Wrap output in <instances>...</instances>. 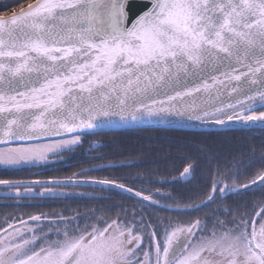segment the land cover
Segmentation results:
<instances>
[{"label": "snow or ice", "instance_id": "6c2138e0", "mask_svg": "<svg viewBox=\"0 0 264 264\" xmlns=\"http://www.w3.org/2000/svg\"><path fill=\"white\" fill-rule=\"evenodd\" d=\"M151 123L264 131V0L4 5L0 209L17 214L0 211V264H264V143L230 153L207 188L179 198L166 180L93 175L140 167L101 164L103 155L66 177L11 178L58 171L90 137ZM102 147L89 144V155ZM197 151L209 162L226 158L207 144ZM197 172L188 157L176 182ZM80 188L127 203L87 212L29 203L110 199L68 191ZM254 193L259 200L235 199Z\"/></svg>", "mask_w": 264, "mask_h": 264}, {"label": "trees", "instance_id": "16d2710c", "mask_svg": "<svg viewBox=\"0 0 264 264\" xmlns=\"http://www.w3.org/2000/svg\"><path fill=\"white\" fill-rule=\"evenodd\" d=\"M18 0H0V10L4 5L16 4ZM98 143L103 145L100 152H92L89 155V144ZM264 143V131L259 129H214V130H198V131H177V130H136L103 133L90 137L85 147L80 152L69 153L63 157L64 164L59 166L58 171H49L46 174L40 172L39 169L24 170L11 178L14 179H49L51 177H66L73 172H78L82 168H88V161L95 156L103 155L108 159L101 161V164H118L123 158L129 160L133 164L140 165L135 168H125L122 170L94 172L93 175L115 176L119 178H131L133 181L137 177L159 179L161 181H169V191L173 195L180 196L195 195L189 189H205L210 184V177L214 173L217 163L223 165L231 159L230 153L247 152L250 145L257 146ZM207 144L214 148L221 156L226 157L217 161L209 162L204 155L197 151V145ZM210 155V153H209ZM193 158V162L198 168L196 180L192 183H177L180 179V172L186 166V159ZM247 162V161H245ZM159 174V175H152ZM3 170H0V176H3ZM175 178V180H174ZM137 187L141 186L139 184ZM147 187V185H144ZM91 195L110 196V199L103 201H94L86 199L75 200H35L30 204H47L51 208H44V211H59L62 209H79L87 212L91 208L97 207L99 204L111 205L115 203H127L125 199L116 193L89 191ZM254 199L259 200V194H250L248 198L236 197L235 199ZM5 201L0 196V204ZM6 214H17L11 208L0 209ZM34 209L26 207L24 214L32 212ZM162 216L169 215L161 213ZM203 215V213H201Z\"/></svg>", "mask_w": 264, "mask_h": 264}, {"label": "water", "instance_id": "95a60500", "mask_svg": "<svg viewBox=\"0 0 264 264\" xmlns=\"http://www.w3.org/2000/svg\"><path fill=\"white\" fill-rule=\"evenodd\" d=\"M211 130L213 129H223L220 127H209ZM209 128H202V127H190L187 124L179 125V124H172V125H164L159 123H151V124H145L140 126H132L127 128H116L112 130H105L101 132L103 133H111V132H121V131H136V130H177V131H198V130H209ZM232 129H247L238 123L233 126ZM255 129V128H253ZM99 135V134H98Z\"/></svg>", "mask_w": 264, "mask_h": 264}, {"label": "rangeland", "instance_id": "374dc122", "mask_svg": "<svg viewBox=\"0 0 264 264\" xmlns=\"http://www.w3.org/2000/svg\"><path fill=\"white\" fill-rule=\"evenodd\" d=\"M247 130H249V129H247ZM68 191H75V192H78V193H87V194H89L88 192L89 191H92V192H94V190L93 189H91V188H80V189H74V190H68ZM2 197V196H1ZM31 202V201H30Z\"/></svg>", "mask_w": 264, "mask_h": 264}, {"label": "bare ground", "instance_id": "6f19581e", "mask_svg": "<svg viewBox=\"0 0 264 264\" xmlns=\"http://www.w3.org/2000/svg\"><path fill=\"white\" fill-rule=\"evenodd\" d=\"M209 130H210V128H209ZM214 130V129H213Z\"/></svg>", "mask_w": 264, "mask_h": 264}]
</instances>
